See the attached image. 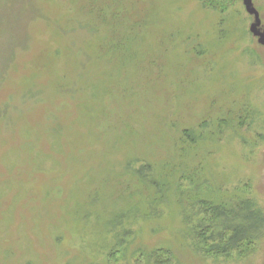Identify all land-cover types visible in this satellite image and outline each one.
I'll list each match as a JSON object with an SVG mask.
<instances>
[{
	"label": "rangeland",
	"instance_id": "374dc122",
	"mask_svg": "<svg viewBox=\"0 0 264 264\" xmlns=\"http://www.w3.org/2000/svg\"><path fill=\"white\" fill-rule=\"evenodd\" d=\"M162 261L264 264V0H0V264Z\"/></svg>",
	"mask_w": 264,
	"mask_h": 264
},
{
	"label": "trees",
	"instance_id": "16d2710c",
	"mask_svg": "<svg viewBox=\"0 0 264 264\" xmlns=\"http://www.w3.org/2000/svg\"><path fill=\"white\" fill-rule=\"evenodd\" d=\"M143 169L147 170V168ZM211 205V202H197V206L203 210L202 214L206 216L205 222L203 221L202 224L192 225L197 245L200 244L199 246L204 251H208L216 257H228L229 253H242L246 249L248 251L252 241L256 239V228L259 224H252L256 214L248 211L249 216L242 222L233 224V220H229L228 209L222 204ZM242 224H248V226L244 227ZM158 252H160L159 254L164 253ZM161 264H165V262L162 261Z\"/></svg>",
	"mask_w": 264,
	"mask_h": 264
}]
</instances>
